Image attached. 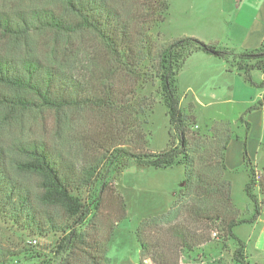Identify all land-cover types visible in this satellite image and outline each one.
I'll return each instance as SVG.
<instances>
[{
    "label": "trees",
    "instance_id": "1",
    "mask_svg": "<svg viewBox=\"0 0 264 264\" xmlns=\"http://www.w3.org/2000/svg\"><path fill=\"white\" fill-rule=\"evenodd\" d=\"M64 2L71 17H64L48 8L16 15L0 11V30L9 35L25 34L32 29H53L69 35L90 33L98 45L94 47L92 74L79 77L38 59L25 58L17 62L0 55V85L33 96L3 95V100L13 109L47 107L54 110L58 118L69 110H99L107 117L108 133L122 126L128 128L129 137L125 142L105 148L100 140L97 141L98 136H91V140L85 136L88 150L95 149L96 153L87 159L84 157L81 163L49 147L45 141L20 143L17 150L21 156L13 158L11 164L15 171L35 176V190L12 175L7 169L5 154L0 150V216L4 215L14 223L31 226L39 235L52 231L63 232L57 247L64 250L65 246H71L73 238L81 242L84 239L82 229L76 227L88 210L82 198L74 193L75 190L91 186L104 178L110 167L121 174L131 160L156 168L184 165L186 174L179 193H186L183 195L186 197L191 189L195 192V203L183 206L194 219L205 218L209 223L208 230L212 229L214 223L220 224L225 239L228 241L233 238L236 241L233 261L246 264V243L233 229L242 222H254L260 217L264 204V168L261 175L245 152V165L249 171L245 191L254 203V213L248 219L240 218L239 213L228 218L233 202L232 181L226 177V153L234 134L231 127L221 132L222 146L218 162L208 164L202 156L204 165L198 169L193 165L188 132L190 124L196 121L192 112H186L181 107L178 74L188 58L201 51L224 60L228 71H235L246 82L264 89V79L256 81L253 77L255 70L264 73V43L256 48L239 50L223 45L218 40L206 42L188 35L159 43L152 31L166 20L170 8L168 0ZM124 81H127V85ZM148 82H158L157 92L170 118V145L160 152L147 148V132L142 126V122H148L147 115L156 102L152 95H140L137 92L139 84ZM192 107L193 103H190V110ZM251 108L264 110V93ZM136 116H142L143 120ZM241 120L244 121V117ZM246 124L249 126L248 122ZM135 125L137 129H134ZM205 165L210 168H204ZM104 166H107L105 172L102 170ZM37 202L47 208L57 209L66 219H73V223L58 224L50 211L44 215L36 210ZM180 203L179 196L167 213L152 216L138 229L143 256L147 255L156 264H178L179 249L193 251L211 240L207 229H191L178 221ZM150 221L157 224L170 222L168 230L178 244H169L160 249V243L147 240L146 225ZM19 256L18 253L0 252V264H9Z\"/></svg>",
    "mask_w": 264,
    "mask_h": 264
},
{
    "label": "rangeland",
    "instance_id": "2",
    "mask_svg": "<svg viewBox=\"0 0 264 264\" xmlns=\"http://www.w3.org/2000/svg\"><path fill=\"white\" fill-rule=\"evenodd\" d=\"M168 2L170 8L166 20L152 31L153 37L159 43L185 35L195 36L206 42L216 41L210 37L221 35L228 25L230 14L225 11L226 0H168ZM41 8L52 9L64 17H71L64 0H0V11L11 15ZM94 39L90 33L69 35L53 29H32L18 35L4 34L0 30V55L17 62L25 58L38 59L44 64L55 65L62 71L82 77L92 74L91 70L94 68L93 53L97 45ZM219 41L228 46L226 40ZM189 60L178 74V85L181 107L195 116L196 122L190 124L188 138L191 142L189 148L193 165L198 169L204 165L201 161L202 156L205 157L204 162L208 164L218 162L222 146L221 136L229 127L234 134V140L238 135L242 140H246L249 128L241 117L247 120L252 114V119H255L257 112L262 113L260 109H252L251 106L257 102L259 90L263 89L246 82L239 74L237 76L240 79L234 75L218 77L215 74L199 78L198 74L194 75L197 69L195 60ZM219 60L221 61L218 62L224 61L220 58ZM253 77L256 81H261L264 79V73L255 70ZM124 82L127 85V81ZM157 88L158 82L141 83L137 86L140 95H152L156 100L153 110L147 115L148 122L145 124L142 122L147 132V148L154 152L165 150L171 141L170 118ZM214 91L216 100L211 106L206 107L197 103L196 97L203 98ZM3 95H21L29 98L33 96L22 90L0 85V150L5 154L7 169L32 190L36 189L35 176L15 171L11 164L13 158L21 156L17 150L20 143L45 141L49 147L56 148L75 162L81 163L84 162V157L87 159L96 153L95 149L88 150L89 145L84 141L85 136H89L90 140L93 138L91 136H98L97 141L100 140V144L105 148L125 142L129 137L128 128L122 126L113 129V133H108L105 119L107 117L99 110L90 108L69 110L58 118L54 110L47 107L13 109L4 102ZM190 103H193L192 110ZM136 117L143 120L142 116ZM258 125L259 123H255L252 127L250 139L252 143L258 142L260 130ZM135 126L134 129H137V125ZM253 164L262 175L264 148L259 151L257 163ZM106 168L107 166H104L102 170L105 172ZM204 168L210 167L205 165ZM246 170L241 168L233 176V204L227 214L228 218L238 216L239 213L240 218L248 219L254 213V203L245 191L249 178V171ZM118 173L110 167L104 178L91 186L74 191L82 198L88 210L87 215L80 220V225L76 227L78 230L82 229L84 238L82 242L75 237L71 246H65L66 249L62 250L57 244L63 232L52 231L39 235L31 226L14 223L1 215L0 252L20 254L9 264H156L147 255L143 256L138 229L152 216L167 213L180 196L178 221L191 229L201 231L207 229L211 240L193 251L179 249L178 264H238L233 261V252L237 246L235 239L230 238L227 241L218 223H214L212 229L208 230L209 223L205 218L194 219L185 208L187 204L195 203L193 197L195 192L189 189L191 195L188 194L186 197L183 196L186 193H179L186 174L184 165L156 168L131 160L121 174ZM226 177L228 178L227 174ZM36 210L44 215L50 211L55 215L58 224L73 223V219H66L57 209L47 208L38 202ZM169 224L168 221L160 224L150 221L146 225L147 240L160 243V249L166 248L169 244L177 245L178 241L168 230ZM256 224L257 221H246L233 229L246 243L248 253L246 264H264L263 257L257 256L254 250L259 235L255 228Z\"/></svg>",
    "mask_w": 264,
    "mask_h": 264
},
{
    "label": "crops",
    "instance_id": "3",
    "mask_svg": "<svg viewBox=\"0 0 264 264\" xmlns=\"http://www.w3.org/2000/svg\"><path fill=\"white\" fill-rule=\"evenodd\" d=\"M225 5V11L230 14L228 25H226L221 35L212 36L210 38L218 41L226 40L229 47L239 50L243 48H256L262 45L264 43V0H226ZM200 53L202 52H195L185 63V65H187L190 61L189 59L195 60L197 69L194 75L198 74L199 78L203 76H212L214 74L218 75V77L222 75H234V77L240 79L237 76V72H230L227 70L226 62L223 60V62H218L221 60L216 56ZM237 81L240 84L242 83L239 80ZM263 93L264 89L259 90L257 93L258 100L262 98ZM215 94L216 91L208 93L207 96L204 95L203 98H205V100L201 97H196V101L199 105L206 107L211 106L216 100ZM237 100L247 101V99ZM229 101H231V98ZM260 110L262 113L257 112L255 119H252V114H250L251 116L248 117L247 120L244 119V122L249 123V126H247L249 130L247 131L246 140H242L241 136L238 135L235 140L233 137L228 146L226 153L227 176L232 181V184H234L233 176L237 174L241 168H245V171H247L245 165V152H247L248 157L253 163H257L259 151L264 148V110ZM255 123H259L258 126H260V130L257 136L258 142L252 143L250 139L252 127ZM243 143H245V145ZM256 221L257 224L255 228L259 235L258 239L255 241L254 250L257 256L263 257L264 262V210Z\"/></svg>",
    "mask_w": 264,
    "mask_h": 264
}]
</instances>
